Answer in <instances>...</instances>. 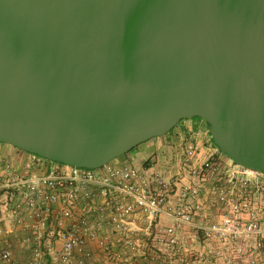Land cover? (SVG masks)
I'll list each match as a JSON object with an SVG mask.
<instances>
[{"label":"water","instance_id":"water-1","mask_svg":"<svg viewBox=\"0 0 264 264\" xmlns=\"http://www.w3.org/2000/svg\"><path fill=\"white\" fill-rule=\"evenodd\" d=\"M195 117L264 171V0H0V143L98 168Z\"/></svg>","mask_w":264,"mask_h":264},{"label":"built area","instance_id":"built-area-1","mask_svg":"<svg viewBox=\"0 0 264 264\" xmlns=\"http://www.w3.org/2000/svg\"><path fill=\"white\" fill-rule=\"evenodd\" d=\"M181 153L98 168L33 153L0 158V264H264V171L236 163L208 130Z\"/></svg>","mask_w":264,"mask_h":264},{"label":"crops","instance_id":"crops-1","mask_svg":"<svg viewBox=\"0 0 264 264\" xmlns=\"http://www.w3.org/2000/svg\"><path fill=\"white\" fill-rule=\"evenodd\" d=\"M183 132L174 129L171 132L150 139L146 145L141 147L140 149H136L133 152L127 153L117 159H114L112 161H120V162H127L129 161L130 163L133 164L134 159L140 155L141 153L149 152L150 155L154 152L153 155L155 157H159L161 161L165 162L166 159H170L172 157H177L182 151V145H183V138L184 136H187V127L185 128L182 126ZM181 147V148H180ZM144 157L142 158V161L140 162L138 167H141L147 163L148 160H150L152 157ZM7 157L11 158L13 160H16L20 163H23L24 160L27 158V153L21 149H18L14 146H11L9 144L5 143H0V158ZM134 165V164H133ZM6 226L8 228L9 232V237L12 239L13 242V248L12 251L14 253L15 258L17 259L18 264H29V259L31 256V252L29 249H25L20 246V241L22 238L25 236V233L23 232H18L11 229L12 225L10 220L8 219L6 221ZM3 251V247L0 246V255L1 252Z\"/></svg>","mask_w":264,"mask_h":264},{"label":"rangeland","instance_id":"rangeland-1","mask_svg":"<svg viewBox=\"0 0 264 264\" xmlns=\"http://www.w3.org/2000/svg\"><path fill=\"white\" fill-rule=\"evenodd\" d=\"M182 126H184L185 128L186 127H190L193 131H202V130H208V128H207V126H206V124L203 122V121H196V120H193V119H189V120H187V119H185V120H182L180 123H178V125L174 128V129H177V130H179V131H181V132H183V128H182ZM174 129H173V131H174ZM172 131V130H171ZM170 131V132H171ZM150 140H148V142H149ZM147 141L146 142H144V143H142V144H140L139 146H137V149H140L141 147H143L144 145H146V143H148ZM181 148V147H180ZM180 152H181V149H180ZM154 154V152L152 153V155ZM152 155H150V153L147 151V152H145L144 154L143 153H141L140 155H138L135 159H134V161H133V164L136 166V167H138L139 166V164H140V162L142 161V158H143V156L146 158H148V157H151ZM154 156V158H155V155H153Z\"/></svg>","mask_w":264,"mask_h":264},{"label":"flooded vegetation","instance_id":"flooded-vegetation-1","mask_svg":"<svg viewBox=\"0 0 264 264\" xmlns=\"http://www.w3.org/2000/svg\"><path fill=\"white\" fill-rule=\"evenodd\" d=\"M196 118H198V117H195V118H193V120H196V121H203L205 124H206V126H207V128H208V132H209V124L207 123V122H205L203 119H201V118H199V119H196ZM188 120V119H187ZM182 121V120H181ZM180 121V122H181ZM179 122V123H180ZM210 135V134H209ZM210 137H211V135H210ZM212 138V137H211ZM213 141V140H212ZM214 142V141H213ZM215 144V143H214Z\"/></svg>","mask_w":264,"mask_h":264},{"label":"trees","instance_id":"trees-1","mask_svg":"<svg viewBox=\"0 0 264 264\" xmlns=\"http://www.w3.org/2000/svg\"><path fill=\"white\" fill-rule=\"evenodd\" d=\"M196 119H199V118H196Z\"/></svg>","mask_w":264,"mask_h":264}]
</instances>
